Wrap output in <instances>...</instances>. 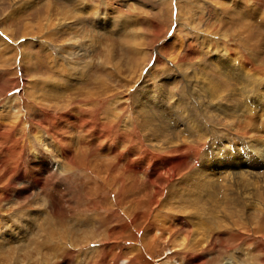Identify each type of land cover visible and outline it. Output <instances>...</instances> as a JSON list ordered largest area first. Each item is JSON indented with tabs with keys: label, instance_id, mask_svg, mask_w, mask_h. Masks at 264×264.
<instances>
[{
	"label": "rangeland",
	"instance_id": "rangeland-1",
	"mask_svg": "<svg viewBox=\"0 0 264 264\" xmlns=\"http://www.w3.org/2000/svg\"><path fill=\"white\" fill-rule=\"evenodd\" d=\"M228 58L260 73L252 98L234 103L261 110L264 0H0V264H264L255 226L243 238L215 233L195 252L147 248L158 181L193 170L215 143L246 150L256 129L264 135L261 116L231 122L223 111L219 90L242 76L216 64ZM145 83L169 108L185 102L205 142L173 135L153 147L136 123Z\"/></svg>",
	"mask_w": 264,
	"mask_h": 264
},
{
	"label": "bare ground",
	"instance_id": "bare-ground-1",
	"mask_svg": "<svg viewBox=\"0 0 264 264\" xmlns=\"http://www.w3.org/2000/svg\"><path fill=\"white\" fill-rule=\"evenodd\" d=\"M218 7H221L223 9L227 8L226 4H222V6H220L219 4ZM228 9L229 6L227 8V11L226 10L225 11L228 12ZM228 13H230V15L232 14L231 12ZM234 16L235 15H233L232 17ZM237 18L238 17H236V20L235 19L234 20L237 21ZM241 21H243V19H241ZM246 23L241 25L244 26L246 25ZM249 28L251 27H248L246 31L249 32L250 31ZM217 32H220V30H217ZM242 33L244 32L242 31ZM251 33H248L249 38H251ZM257 33L258 30L256 33H252V35L253 34L255 35ZM222 45L224 46V44ZM254 46H255L253 50L254 54H250V57H253V55L257 56L259 54V52L257 51L258 48H256V45ZM220 50L222 51L221 55L225 56L226 51L225 53H223L225 49L221 48ZM218 61H216L217 65L218 64L229 65V66H223V68L225 67L229 68L231 66L234 69V71H236V73L241 72L242 74L241 79H239L240 77L238 78L239 84L238 87L236 86L237 88L234 86V84L228 83L231 85L228 86V84L227 85L225 84L226 86L224 85L222 90H219L218 92V95L220 96L222 94L225 96L226 94V101L229 104L227 107L226 106H222V107L224 109L223 111H227L226 114L228 115V117H230L229 118L230 121L233 122L236 119H238L240 122L241 121L240 119L243 118L251 119V120L253 119L254 121L255 117L257 118V116H261L260 119L261 118L264 119V95H260L261 97L255 99L256 102L262 101L258 103V105L262 108V109L260 108L261 110H259L258 109L259 107L256 106L255 104H254L255 106L252 105V107H249V105L247 103L245 104V102H242L240 104L234 103L235 100L236 101L239 100L238 98L239 96L240 97L245 96L243 97V99L252 98L251 95L256 91L257 83L253 85L250 82L251 81L255 82V80H257L255 76H259L260 73L257 72L256 74L255 73L253 74L251 70H247V69L245 70L244 67L246 61L245 62L243 61V63L237 65L240 66V69L237 66H234L235 64H232V62H234V59L232 58L226 59V62L224 63H222L220 60ZM254 61H257V59H254ZM215 68H212V71ZM229 71L230 70H225V72H229ZM243 71L244 74L242 73ZM233 74L235 75V73ZM226 80L225 82H227ZM144 87H146V83L143 85L141 90H138V93H142L143 96L142 95L138 96L137 94L136 97L139 106V108L137 109L136 123L139 124L141 131L144 133L146 139L151 142L153 147L161 148L163 145H169L171 147L172 145L171 143H173L172 142L173 135L176 136L181 135L182 137H185L184 140L185 141L188 140L187 142L189 143H192L196 139H199L201 142H205V139L201 140L203 139V137H205L203 135L205 134V132L202 127V124H200L195 119L193 114L189 111L190 108H188L185 102L182 103L177 102L173 108H169L167 102L164 99L156 100L154 98V94L151 93L148 94L149 90L147 89L144 90L143 89ZM239 92L240 95L238 94ZM43 93L45 95V92ZM90 93L92 94L93 92ZM115 93H119V92H115ZM159 94L162 97L164 95V90L162 89L161 93L159 92ZM42 96L43 95H41V97ZM41 97L40 99H42ZM49 98L51 97L47 98L50 101ZM47 99L44 102L48 101ZM53 100L55 99L53 98ZM83 100L85 101V99ZM155 103L161 106L158 110L154 109ZM53 108L54 107H52V109ZM229 112L236 114L233 115ZM183 116L187 118V123L185 120H183ZM224 117L223 119L226 118ZM225 121L227 120L225 119ZM258 125H259L258 122L251 123L250 127L246 126L245 124H239V126H241L239 128L240 130H243L244 132L247 133V131H249L248 129H253ZM259 130L260 128L255 130V134L257 133L256 139L253 140L251 145L250 144L247 145V143L245 142L246 150H244L245 148H241L238 146L226 150L227 148H225L224 143L221 144L215 143L214 145H212V147L210 146V148H208L206 151H204L201 154L200 156L201 158L197 160L198 162L196 165L197 167H195L193 170L187 172L186 174H184L183 176L177 179H174L176 171L173 169L169 174V177L166 180L164 179V182H161L162 184H160L159 181L157 180L158 182L156 184V189H155L157 199L155 200V203L158 209L156 212L158 215L153 217L154 218L153 221L150 220L151 222L149 224V227H147V228L152 227L153 230H156V233L154 235L153 241L151 242L150 245L147 246V248L154 247L156 242L160 240L164 242H169V241L173 242L172 244L174 245V248L176 250L179 248L181 249L187 248L188 250H192L195 252L200 249H209L210 246L212 245V243L210 242L211 240L210 238L215 233L230 231L234 235L236 231L238 232L237 234H239V236L243 238L244 235L243 231L247 229V227L255 226L256 229L259 230L258 232H260L262 228H264L263 226H260L262 225L260 223L264 218V135L261 136ZM252 131L254 132V130ZM179 139L181 138L179 137ZM178 143L179 141L177 140V144ZM175 151H176L175 149L171 150V152H175ZM181 217L182 220L178 221L177 218L181 219ZM183 220L186 223L185 225L186 228L185 229L176 228L177 227L176 225L181 221L183 222ZM189 228L190 229L192 228L190 231L192 233L188 232ZM153 230L151 229V231L148 230L147 231L148 233H151L154 232ZM183 230H185L191 235L185 234L186 233L185 231L181 232ZM255 232L257 231L255 230ZM70 238H71V234H70Z\"/></svg>",
	"mask_w": 264,
	"mask_h": 264
}]
</instances>
